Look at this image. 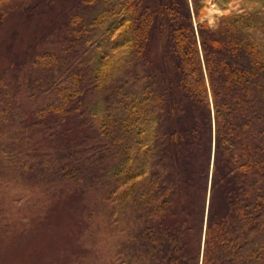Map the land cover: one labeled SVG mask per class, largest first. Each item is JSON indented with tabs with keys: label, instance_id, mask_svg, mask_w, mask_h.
<instances>
[{
	"label": "trees",
	"instance_id": "obj_1",
	"mask_svg": "<svg viewBox=\"0 0 264 264\" xmlns=\"http://www.w3.org/2000/svg\"><path fill=\"white\" fill-rule=\"evenodd\" d=\"M38 33L0 75V173L104 185L127 264H264V0H65Z\"/></svg>",
	"mask_w": 264,
	"mask_h": 264
},
{
	"label": "rangeland",
	"instance_id": "obj_2",
	"mask_svg": "<svg viewBox=\"0 0 264 264\" xmlns=\"http://www.w3.org/2000/svg\"><path fill=\"white\" fill-rule=\"evenodd\" d=\"M64 1L56 0L53 11L46 8L45 14L32 19L13 15L4 20L0 56L6 60L0 59V75L8 60L28 51L39 29L57 18ZM213 7L219 13L210 14ZM204 12L202 19L211 27H216L224 14L214 2H209ZM149 57L154 64L159 61L158 45H153ZM23 179L19 174L0 173V264H127L122 260L125 255L121 258L120 254L127 245L125 234L117 232L112 218L109 221L104 185L68 189L49 182L25 190ZM183 223L181 218L172 219L166 226L174 231L177 226L186 228ZM184 240L196 251L200 247L186 237ZM204 242L203 237L201 250Z\"/></svg>",
	"mask_w": 264,
	"mask_h": 264
},
{
	"label": "bare ground",
	"instance_id": "obj_3",
	"mask_svg": "<svg viewBox=\"0 0 264 264\" xmlns=\"http://www.w3.org/2000/svg\"><path fill=\"white\" fill-rule=\"evenodd\" d=\"M216 12L219 13V9H217L216 7H213V9L210 10V14H215Z\"/></svg>",
	"mask_w": 264,
	"mask_h": 264
}]
</instances>
